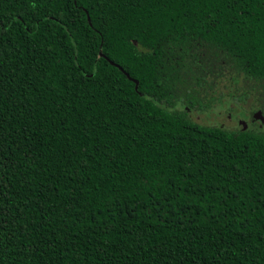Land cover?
Instances as JSON below:
<instances>
[{"label": "trees", "instance_id": "1", "mask_svg": "<svg viewBox=\"0 0 264 264\" xmlns=\"http://www.w3.org/2000/svg\"><path fill=\"white\" fill-rule=\"evenodd\" d=\"M226 77L264 0H0V264H264V133L174 108Z\"/></svg>", "mask_w": 264, "mask_h": 264}, {"label": "rangeland", "instance_id": "2", "mask_svg": "<svg viewBox=\"0 0 264 264\" xmlns=\"http://www.w3.org/2000/svg\"><path fill=\"white\" fill-rule=\"evenodd\" d=\"M248 91L249 84L244 80L226 77L207 85L198 98L188 93L186 99L176 101L174 108L186 111L191 120L202 125L223 126L231 131L246 126L253 132L264 133V121L256 118L259 108L255 98L241 99Z\"/></svg>", "mask_w": 264, "mask_h": 264}, {"label": "water", "instance_id": "3", "mask_svg": "<svg viewBox=\"0 0 264 264\" xmlns=\"http://www.w3.org/2000/svg\"><path fill=\"white\" fill-rule=\"evenodd\" d=\"M112 64H114L115 66H117V67H119L121 70H123V68L120 67L119 65H117V64H115V63H113V62H112ZM125 73H126V72H125ZM126 75H127L130 79H132L128 73H126ZM134 81L137 83L136 80H134ZM256 118L264 121V117L262 116L261 111H258V112H257ZM244 129H247V127L245 126Z\"/></svg>", "mask_w": 264, "mask_h": 264}]
</instances>
